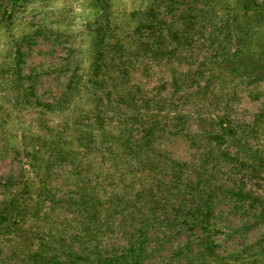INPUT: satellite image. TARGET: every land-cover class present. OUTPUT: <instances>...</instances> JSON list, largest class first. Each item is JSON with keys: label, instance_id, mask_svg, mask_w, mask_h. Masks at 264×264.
I'll return each mask as SVG.
<instances>
[{"label": "rangeland", "instance_id": "374dc122", "mask_svg": "<svg viewBox=\"0 0 264 264\" xmlns=\"http://www.w3.org/2000/svg\"><path fill=\"white\" fill-rule=\"evenodd\" d=\"M36 254L264 264V0H0V264Z\"/></svg>", "mask_w": 264, "mask_h": 264}, {"label": "trees", "instance_id": "16d2710c", "mask_svg": "<svg viewBox=\"0 0 264 264\" xmlns=\"http://www.w3.org/2000/svg\"><path fill=\"white\" fill-rule=\"evenodd\" d=\"M58 157H59V155H58ZM20 206L21 205L19 204L18 210H20ZM48 245L52 246V243L49 242ZM48 245L45 244V248L43 249V251H45L47 249ZM49 256L50 255L48 254L47 258ZM32 258H33L32 264H41V262H39L40 260L38 259L39 258V254L33 255ZM34 258H36V259L34 260ZM47 258L44 259V261H43L44 264H64L63 262H59L60 259L58 260L57 255H56V257H55V255L53 257H51L50 260H48ZM56 259H57V261H56Z\"/></svg>", "mask_w": 264, "mask_h": 264}]
</instances>
